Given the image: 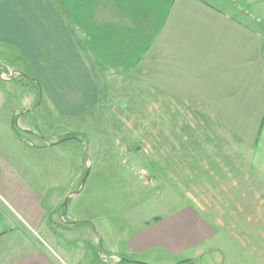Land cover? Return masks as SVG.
<instances>
[{"label":"crops","instance_id":"obj_1","mask_svg":"<svg viewBox=\"0 0 264 264\" xmlns=\"http://www.w3.org/2000/svg\"><path fill=\"white\" fill-rule=\"evenodd\" d=\"M0 64V264L263 259L264 0H0ZM105 114L122 122L115 155L149 159L157 199L131 191L143 207L84 203L53 182L76 148L60 139L77 133L54 134L55 120ZM226 243L238 246L228 257Z\"/></svg>","mask_w":264,"mask_h":264},{"label":"rangeland","instance_id":"obj_2","mask_svg":"<svg viewBox=\"0 0 264 264\" xmlns=\"http://www.w3.org/2000/svg\"><path fill=\"white\" fill-rule=\"evenodd\" d=\"M8 71L9 70L6 72ZM5 75L6 77L8 76L7 73ZM14 96L18 98L17 94ZM24 97L25 96L22 98ZM12 103L15 104L16 102L11 98H7L5 101V107L10 106ZM128 104L129 106L132 105L134 110L135 115L133 116V119L135 125L142 128L140 120L141 116L136 114L137 110L141 109L142 107L141 101L134 99L133 104L131 101H128ZM113 106L120 107L121 109H118V112H120L123 109L124 103L118 101L117 103L113 104ZM2 124H6L4 117H0V125ZM54 124V134L58 133V129H56L58 125L62 124L63 128L68 126L69 129L71 128L77 131L75 134H78L79 138L83 141V144L74 142L76 140L66 141H73L72 143H74L73 145H75L76 148L71 146V144H67L70 145L67 146L69 153L65 152L64 154L68 156L69 162H64L63 164L62 161L55 159V162L51 168L53 182L55 180V183L60 184L64 188H68L69 193L81 191V202L88 203L89 200L87 197H89L92 201H97L102 204L108 203L111 200L112 202L115 201L117 203V207L119 209L122 206L123 210L127 204L126 202L139 204L141 207L146 205L147 202L144 200V197L136 196L134 192H131L136 189L144 190L150 188L151 193L149 196L151 201L157 199V196L155 197V195L157 194L158 184L156 183L155 174L151 171L150 167H148L149 165L145 164L147 161H149L146 154L140 155L141 157H136L139 158V160L143 163L139 165H136L135 162H132L133 160L131 159V156L128 154V152L124 154V148L119 149L121 155H115V149L113 148L112 144H110V139L111 137L115 136L114 134L120 131L118 127H120L123 131L121 125L122 122L119 121L118 118H110V116L105 114L103 116L99 115L93 118L89 116L86 119H71L70 121H64L62 123L55 120ZM36 125H38L39 128L40 122H36ZM146 125H148L150 128L156 127L157 117H148ZM0 131L3 132L0 134V140L9 138L7 132L2 130ZM150 134L151 136L156 135V133L152 134L151 132ZM124 135L125 133H123V135L120 137ZM28 137L29 139H32V137ZM77 144L79 146H77ZM56 154L57 155L54 156H57V158L61 155L58 153ZM143 158L146 161H143ZM37 168L40 169L41 165L38 164ZM82 170H84L85 175L84 178L79 180V174H81ZM37 179H43V174L40 170H37ZM129 205L133 206L131 204ZM262 231L263 235H261V240L264 242V229H262ZM256 235H258L257 230ZM234 250H238L237 245L232 246L227 243L224 245V251L227 257L232 254L231 252ZM257 250L258 249H256L255 254L256 257H259ZM261 250H264V245L262 246ZM239 254L241 256L240 252ZM248 256L249 254L246 253L244 260L241 256L240 264H264V254L261 255L263 256V259L261 258L262 260H260L261 262L259 261V258L250 259Z\"/></svg>","mask_w":264,"mask_h":264},{"label":"trees","instance_id":"obj_3","mask_svg":"<svg viewBox=\"0 0 264 264\" xmlns=\"http://www.w3.org/2000/svg\"><path fill=\"white\" fill-rule=\"evenodd\" d=\"M261 23V22H260ZM262 24V23H261ZM263 25V24H262ZM6 67L0 64V72L6 71ZM14 81L17 82L18 84L24 86L25 88L33 91L37 97L39 98L41 96V85L38 80H36L33 77H30L24 73H17L16 77H13ZM15 130H18L16 128V125L14 126ZM61 141H67V140H79L78 134L75 133H68L64 137L60 139ZM78 225H85V224H91L87 221H81L77 223ZM191 261L189 259H184L182 261H179L177 264H187L190 263ZM120 263L122 264H145L141 263L137 260H134L130 257H121Z\"/></svg>","mask_w":264,"mask_h":264}]
</instances>
